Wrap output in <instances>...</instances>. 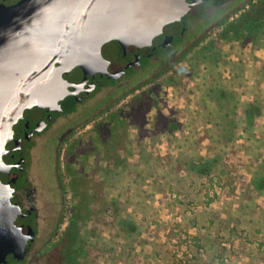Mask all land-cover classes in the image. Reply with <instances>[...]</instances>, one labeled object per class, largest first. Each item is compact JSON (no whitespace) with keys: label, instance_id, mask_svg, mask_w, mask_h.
Masks as SVG:
<instances>
[{"label":"flooded vegetation","instance_id":"obj_1","mask_svg":"<svg viewBox=\"0 0 264 264\" xmlns=\"http://www.w3.org/2000/svg\"><path fill=\"white\" fill-rule=\"evenodd\" d=\"M223 39L261 44L264 0H0V49L69 89L21 140L17 264H83L95 158L118 153L162 77Z\"/></svg>","mask_w":264,"mask_h":264},{"label":"trees","instance_id":"obj_2","mask_svg":"<svg viewBox=\"0 0 264 264\" xmlns=\"http://www.w3.org/2000/svg\"><path fill=\"white\" fill-rule=\"evenodd\" d=\"M260 63L258 72L263 75L264 61ZM213 78L202 81L204 93L198 110L187 123V133L173 139L175 157L161 163L159 157L141 152L136 163L129 166L125 160L119 164V155L115 154L109 165V179L122 182L115 186L117 196L111 200L112 222L118 227V235L130 243V235L137 229L136 217L143 214L146 222L151 217L153 194L166 188L170 198L165 204L181 216L176 226L182 228V233L172 236L188 244V251L179 258L182 264H235L241 255L264 246V209L256 203L257 196H264V122L255 123L264 112V89L254 87L251 100L244 102L235 94L229 79H221L219 73ZM238 108L242 114L236 118ZM201 120L207 121L203 129L208 141L205 154L199 151L202 138L197 123ZM152 124L160 134L174 131L179 125L160 112L154 115ZM239 129L246 143L243 151L248 158L244 165L248 179L236 192L228 161L237 160L230 145L237 139ZM150 165L156 169L151 171ZM128 173H134L133 177ZM124 193H128L125 208H135L125 215L117 207V199ZM188 201V206L184 205ZM157 254L153 246L149 260L154 264Z\"/></svg>","mask_w":264,"mask_h":264},{"label":"rangeland","instance_id":"obj_3","mask_svg":"<svg viewBox=\"0 0 264 264\" xmlns=\"http://www.w3.org/2000/svg\"><path fill=\"white\" fill-rule=\"evenodd\" d=\"M216 44L213 54L208 50L195 55L190 62H180L174 67L173 75L159 80V89L152 94L153 102L144 116L143 125L127 126L125 130L119 131L122 139L117 153L119 164L124 160L129 166L135 164L141 152L159 157L161 163L165 162L167 157H175L177 151L174 149L173 139L187 133V123L199 108L205 79L211 81L216 73L220 74L221 79H229L240 101H250L254 87L264 89V74L258 72L260 62L264 61V39L259 45H246L224 39ZM127 99L128 97L124 98L119 104ZM157 112L176 120L179 124L177 129L161 134L155 132L152 122ZM241 114V109L238 108L235 112L236 118ZM206 122L201 120L197 123V131L202 138L199 145L201 154L207 152L208 146L206 132L203 130L207 127ZM262 122H264V112L261 117L255 119V123ZM237 135V139L230 145V152L235 153L237 160L228 161L232 178L235 180L233 187L236 192L241 190L242 182L248 179L244 167L248 163V158L243 151L246 143L240 129ZM109 156L102 158L99 155L95 158L97 167L92 179V195L96 194V197L89 206L91 209L87 223L89 232L83 248L82 263L145 264L149 261V264H154L153 260H149V254L154 246L158 253L156 264H182L179 258L188 251V244L177 241L175 236H172L182 233V228L176 226L181 216L175 213V210L171 211L165 204L166 199L170 198L169 190L166 188L161 187L153 194L151 217H148L146 222L142 220L143 214H138L136 217L137 229L131 233L130 243H127L122 235H118V227L112 222L114 213L111 200L117 196L115 186H119L122 182L109 179V165L113 164V156ZM93 160L91 158L90 162L93 163ZM148 168L151 171L156 169L153 165ZM128 174L133 177L134 173ZM124 194L117 199V207L123 215L135 210L133 206L125 208L128 193ZM133 201L136 203L137 199ZM186 203L189 201L184 203L188 206ZM256 203L263 210L264 196H257ZM153 220L154 222L151 223ZM191 232L193 230H190ZM182 239L186 238L182 236ZM246 247L248 249V246ZM235 264H264V246L241 255Z\"/></svg>","mask_w":264,"mask_h":264},{"label":"water","instance_id":"obj_4","mask_svg":"<svg viewBox=\"0 0 264 264\" xmlns=\"http://www.w3.org/2000/svg\"><path fill=\"white\" fill-rule=\"evenodd\" d=\"M0 49V264H17L29 241L30 230L16 226L20 216L13 199L14 183L21 173V140L69 92L58 75L46 78L33 64L21 62Z\"/></svg>","mask_w":264,"mask_h":264}]
</instances>
